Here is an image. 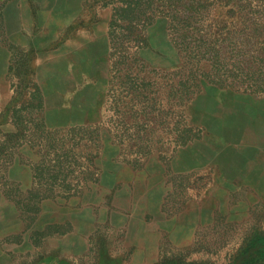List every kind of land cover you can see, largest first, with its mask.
<instances>
[{
  "label": "rangeland",
  "instance_id": "374dc122",
  "mask_svg": "<svg viewBox=\"0 0 264 264\" xmlns=\"http://www.w3.org/2000/svg\"><path fill=\"white\" fill-rule=\"evenodd\" d=\"M43 1H82L108 23L116 0ZM225 1L200 0L205 25L227 19ZM240 4L264 18V0ZM167 24L153 16L144 45L105 70L101 42L75 53L82 64H46L49 109L0 122V264H264V91L194 86L209 64L178 50ZM13 66L0 91L18 85V106L32 76Z\"/></svg>",
  "mask_w": 264,
  "mask_h": 264
},
{
  "label": "trees",
  "instance_id": "16d2710c",
  "mask_svg": "<svg viewBox=\"0 0 264 264\" xmlns=\"http://www.w3.org/2000/svg\"><path fill=\"white\" fill-rule=\"evenodd\" d=\"M111 3L112 14L107 31L110 44L109 60L117 56L119 63L125 62L124 59L127 58L125 49L143 46L145 36L139 28L148 26L153 16L159 15L167 19L168 33L178 50L184 52L187 57L209 64L206 74L193 77L194 86L199 85L200 79L205 76L206 81L219 87H235L239 84L243 86L244 91H264V18H261L260 14L255 18L251 17L252 14L257 15L259 11L248 8L249 5L240 4V0H226L222 5L228 7L226 14L229 20L224 19L215 21L216 24L205 25L202 17L209 5L202 4L200 0H116ZM237 12L242 16L233 20ZM247 15L249 17H246ZM120 29L121 33L118 32ZM244 36L246 39L243 41ZM250 39L259 44V47L252 49L251 52L246 50ZM244 64L249 65L245 67ZM119 65L122 64H111V68L113 66L118 70ZM26 71L24 70V74ZM28 72L31 76V71ZM21 73L11 64L9 75L17 78ZM119 77L115 75L114 78ZM17 86L11 87L15 102L20 100L23 94L14 89ZM24 91L27 95L26 103L18 106L16 103L11 109L10 122L15 126L24 122L33 123L31 119L18 116V109L23 110V106L34 108V105L38 110L42 108L40 93L32 78ZM30 110L29 113L32 115V109ZM41 126L43 130V125ZM17 135L19 134L15 133L12 136L17 139L19 138Z\"/></svg>",
  "mask_w": 264,
  "mask_h": 264
},
{
  "label": "crops",
  "instance_id": "0c3cea01",
  "mask_svg": "<svg viewBox=\"0 0 264 264\" xmlns=\"http://www.w3.org/2000/svg\"><path fill=\"white\" fill-rule=\"evenodd\" d=\"M82 3L64 1L57 4L43 0H9L1 11L3 30L0 36V84L8 82L10 64H27L32 81L41 95L44 111V106L45 109H49L50 95L49 92L44 93L43 89L46 64H57L60 60L62 64H82L83 60H75V53L90 54L93 45L101 42L105 70L110 51L108 23L98 18L94 20L89 12L84 11ZM45 22L50 26L46 27L48 24ZM98 27H101V30H98ZM83 34L88 36L84 40ZM17 53L30 55L21 63L14 55ZM104 77L105 75H102V78ZM56 93L62 99L68 91L65 89ZM0 95V122L6 123L11 120L9 111L16 103L13 89L8 85L5 90L1 89Z\"/></svg>",
  "mask_w": 264,
  "mask_h": 264
}]
</instances>
